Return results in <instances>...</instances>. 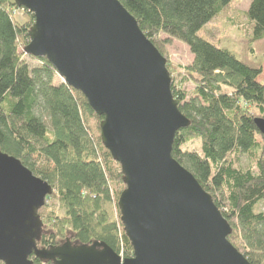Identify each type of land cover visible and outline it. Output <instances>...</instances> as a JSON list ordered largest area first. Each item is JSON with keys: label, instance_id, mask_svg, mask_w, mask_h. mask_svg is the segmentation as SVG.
<instances>
[{"label": "trees", "instance_id": "trees-1", "mask_svg": "<svg viewBox=\"0 0 264 264\" xmlns=\"http://www.w3.org/2000/svg\"><path fill=\"white\" fill-rule=\"evenodd\" d=\"M118 1L165 58L172 96L190 122L176 132L171 156L211 196L230 226L228 241L250 264H264V135L254 123L264 119L262 70L198 34L236 0ZM244 16L250 41L264 40V0H250ZM33 22V14L14 0H0V151L50 184L46 201L53 199L61 212L42 214L46 204L38 210L43 225L37 246L48 249L66 240L101 243L131 257L120 213L114 220L108 211L114 186L124 182L119 164L101 142L102 117L80 92L55 81L57 73L45 58L26 54ZM159 34L189 48L193 59L184 70L194 83L192 95L171 84L167 59L155 41ZM90 118L98 120L99 136ZM192 140L199 141V149H183ZM242 156L253 168L241 166Z\"/></svg>", "mask_w": 264, "mask_h": 264}, {"label": "water", "instance_id": "water-1", "mask_svg": "<svg viewBox=\"0 0 264 264\" xmlns=\"http://www.w3.org/2000/svg\"><path fill=\"white\" fill-rule=\"evenodd\" d=\"M33 14L26 54L45 58L102 117L100 138L120 166L117 205L132 256L101 243L38 248V210L52 187L0 151V264H250L228 241L211 196L172 156L190 124L166 60L118 0H14ZM254 123L264 135V119Z\"/></svg>", "mask_w": 264, "mask_h": 264}, {"label": "rangeland", "instance_id": "rangeland-1", "mask_svg": "<svg viewBox=\"0 0 264 264\" xmlns=\"http://www.w3.org/2000/svg\"><path fill=\"white\" fill-rule=\"evenodd\" d=\"M249 2L250 0H236L231 3L225 7L217 17L201 28L198 34L204 39L227 48L244 63L260 67L262 72L258 77V80H260V82H264V40H258L255 42L250 41L249 34L247 32L248 30L245 26L246 19L244 13L248 8ZM16 16L20 19L21 17L24 18L21 11H16ZM155 41L167 59L168 68L172 77L171 84H174L175 86L178 85L179 88H181L187 95H192L194 91V83L184 70V67L189 65L193 59L189 48L181 41L171 38L165 34H159L155 38ZM28 61L32 64L35 62L31 58H28ZM56 75L55 81H63L58 74ZM89 124L92 127L94 134H98L99 136V133L96 132L98 120L90 118ZM183 149L198 150L199 141L192 140L183 145ZM240 163L243 168H253V162L247 156H242ZM123 187L124 185L121 184L114 186L113 194L115 196L113 195L112 203L108 204V211L111 218L114 220L119 217V210L115 205L117 202L115 193H120V191L123 190ZM45 204L46 207L45 209H42V214L50 210L61 213L53 199H48V201H45ZM46 222L48 228H52V223L49 221ZM64 229L63 234L65 235ZM67 235H69L68 232ZM43 249L47 248L45 247ZM119 255L123 258L121 253H119Z\"/></svg>", "mask_w": 264, "mask_h": 264}]
</instances>
